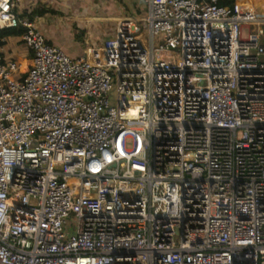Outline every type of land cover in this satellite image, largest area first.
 <instances>
[{
  "label": "built area",
  "instance_id": "built-area-1",
  "mask_svg": "<svg viewBox=\"0 0 264 264\" xmlns=\"http://www.w3.org/2000/svg\"><path fill=\"white\" fill-rule=\"evenodd\" d=\"M19 2L0 0L32 61L0 41V264H264V15L146 0L74 59Z\"/></svg>",
  "mask_w": 264,
  "mask_h": 264
},
{
  "label": "crops",
  "instance_id": "crops-1",
  "mask_svg": "<svg viewBox=\"0 0 264 264\" xmlns=\"http://www.w3.org/2000/svg\"><path fill=\"white\" fill-rule=\"evenodd\" d=\"M17 11L30 16L51 45L76 59L101 48L115 35L120 20L141 19L147 5L146 0H20ZM21 35L22 31L19 35L0 34V41L6 57L16 60L26 72L32 61ZM71 40L79 46L69 45Z\"/></svg>",
  "mask_w": 264,
  "mask_h": 264
},
{
  "label": "trees",
  "instance_id": "trees-1",
  "mask_svg": "<svg viewBox=\"0 0 264 264\" xmlns=\"http://www.w3.org/2000/svg\"><path fill=\"white\" fill-rule=\"evenodd\" d=\"M250 1V3H255V0H246ZM241 2V0H219L220 6H227L233 9L234 12H237V6ZM3 36L6 35H19L21 31L18 29H8L1 32Z\"/></svg>",
  "mask_w": 264,
  "mask_h": 264
},
{
  "label": "bare ground",
  "instance_id": "bare-ground-1",
  "mask_svg": "<svg viewBox=\"0 0 264 264\" xmlns=\"http://www.w3.org/2000/svg\"><path fill=\"white\" fill-rule=\"evenodd\" d=\"M243 2H245V3H242L240 5L241 10H245L247 7H249L250 9L258 11V13L260 12V13L264 14V11H261L259 9V3H263L264 4V0H255V3H250V1L248 2L246 0H244Z\"/></svg>",
  "mask_w": 264,
  "mask_h": 264
},
{
  "label": "rangeland",
  "instance_id": "rangeland-1",
  "mask_svg": "<svg viewBox=\"0 0 264 264\" xmlns=\"http://www.w3.org/2000/svg\"><path fill=\"white\" fill-rule=\"evenodd\" d=\"M243 1H244V0H241L240 4L245 3V2H243ZM259 9H260V10H261V9H264V4H263V3H259ZM261 11H262V10H261ZM243 13H244V12H243ZM259 14L264 15L263 13H260V12H259ZM101 33H102V31H101ZM247 35H248V30H247V29H244V36L246 37ZM67 43H69V45L74 46V47L79 46L78 43H76L74 40H71L70 42L67 41Z\"/></svg>",
  "mask_w": 264,
  "mask_h": 264
}]
</instances>
